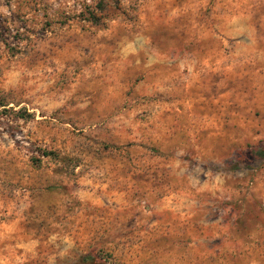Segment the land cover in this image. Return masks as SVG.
Returning a JSON list of instances; mask_svg holds the SVG:
<instances>
[{
  "label": "rangeland",
  "instance_id": "rangeland-1",
  "mask_svg": "<svg viewBox=\"0 0 264 264\" xmlns=\"http://www.w3.org/2000/svg\"><path fill=\"white\" fill-rule=\"evenodd\" d=\"M0 264H264V0H0Z\"/></svg>",
  "mask_w": 264,
  "mask_h": 264
},
{
  "label": "trees",
  "instance_id": "trees-1",
  "mask_svg": "<svg viewBox=\"0 0 264 264\" xmlns=\"http://www.w3.org/2000/svg\"><path fill=\"white\" fill-rule=\"evenodd\" d=\"M96 9H97V7H96ZM98 9H99V8H98ZM88 13H89L90 19H91L93 22H95V20H97V19H100L97 10H96V11H91V12H88Z\"/></svg>",
  "mask_w": 264,
  "mask_h": 264
}]
</instances>
